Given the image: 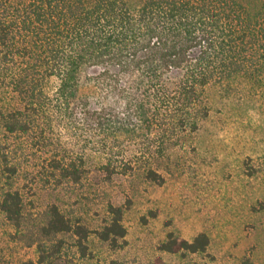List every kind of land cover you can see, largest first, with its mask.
Listing matches in <instances>:
<instances>
[{"label":"trees","instance_id":"obj_1","mask_svg":"<svg viewBox=\"0 0 264 264\" xmlns=\"http://www.w3.org/2000/svg\"><path fill=\"white\" fill-rule=\"evenodd\" d=\"M87 70L93 71L89 92L81 94ZM241 78L264 79V4L0 0V97L10 103L0 110L5 132L36 136L41 145L59 122L105 135L90 142L104 149L99 148L106 158L101 169L109 179L133 171L138 160L163 156L176 139L196 132L210 114L208 89ZM50 162L63 179L79 181L85 171L84 156H54ZM144 175L164 181L151 167ZM0 212L20 226L18 192L4 196ZM108 212L110 221L99 236L117 247L126 235L123 210L110 206ZM44 231L69 233L73 227L54 207ZM208 246L206 234L192 242L171 235L161 249L197 254Z\"/></svg>","mask_w":264,"mask_h":264},{"label":"rangeland","instance_id":"obj_2","mask_svg":"<svg viewBox=\"0 0 264 264\" xmlns=\"http://www.w3.org/2000/svg\"><path fill=\"white\" fill-rule=\"evenodd\" d=\"M92 73H83L81 94ZM205 98L210 114L196 132L111 179L101 169L102 147L90 142L105 135L59 122L41 145L36 136L7 134L0 119V201L18 192L22 202L18 227L0 212V264H264V79L212 85ZM9 104L0 97V110ZM54 156H84L81 180L53 171ZM148 167L162 184L146 179ZM110 206L123 210L126 235L117 247L99 236ZM54 207L73 231L45 234ZM200 234L209 237L204 253L161 249L171 235L192 242Z\"/></svg>","mask_w":264,"mask_h":264}]
</instances>
